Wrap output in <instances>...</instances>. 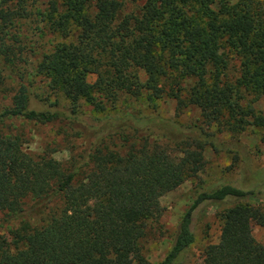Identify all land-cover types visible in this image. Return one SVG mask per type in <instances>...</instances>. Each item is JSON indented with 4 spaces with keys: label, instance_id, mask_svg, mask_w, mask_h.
Here are the masks:
<instances>
[{
    "label": "trees",
    "instance_id": "16d2710c",
    "mask_svg": "<svg viewBox=\"0 0 264 264\" xmlns=\"http://www.w3.org/2000/svg\"><path fill=\"white\" fill-rule=\"evenodd\" d=\"M125 1L129 10L121 0H46L42 10L37 0H0V93H11L8 103L0 99V227L46 212L48 233L35 243L8 226L0 264H149L140 241L161 214L160 197L203 170L206 148H225L219 135L250 124L264 129L250 100L264 95V0ZM29 4L49 31L67 38L38 63L52 75L49 90L66 100L63 110L59 100L55 111L29 108L30 84L9 42ZM121 96L148 105L170 98L179 121L80 111L81 99L97 107ZM194 109L198 117L183 123ZM15 117L77 126L80 134L71 135L82 149L73 147L66 161L48 150L33 156L22 134L5 127ZM261 193L264 184L232 181L198 192L159 264H179L195 240L197 215L230 199L237 201L218 214L219 240L199 264H264V244L252 234V224L264 226V205L251 202Z\"/></svg>",
    "mask_w": 264,
    "mask_h": 264
},
{
    "label": "rangeland",
    "instance_id": "374dc122",
    "mask_svg": "<svg viewBox=\"0 0 264 264\" xmlns=\"http://www.w3.org/2000/svg\"><path fill=\"white\" fill-rule=\"evenodd\" d=\"M31 1L29 0V2ZM121 1L128 10L131 8V5L125 0ZM44 2L46 0H37V7L41 10L44 9ZM27 13L28 17L20 23L15 35L17 40L13 41L11 39L9 42L14 43L20 53V71L25 74L26 80L30 84L29 108L38 111H55L57 108L56 101L59 100L61 105L59 108L63 110L67 104L66 100L49 90L52 75L50 72H39L38 63L44 53L50 52L56 43L66 41L67 38L57 32L49 31L46 28V22L42 20L38 10L33 5L29 4ZM10 33L14 34L13 29ZM140 78L142 81L145 80L143 72H140ZM94 79L95 75L88 76L89 82H93ZM10 95V92L6 93L5 96L0 93L1 102L8 103ZM3 97L5 99H2ZM250 100L255 112L264 116V95L256 99L251 97ZM79 107L84 115L94 119L105 117L118 119L127 113L153 115L158 120L176 119L175 102L170 98L156 100L148 105L142 98L126 99L121 96L114 104L105 102L104 104H98L97 107L85 99H81ZM198 115L197 110H189L180 117V120L183 123H188L194 121ZM250 119L253 120V118ZM5 124V127L11 129L13 133L22 134L23 147L33 156H38L48 150L53 151L52 156L54 158L66 161L73 147H75V150H80L83 146L81 138L71 135L80 134L77 126L72 128L64 120L54 119L39 123L15 117L7 119ZM263 136L264 129L253 124H250L239 134L224 133L219 135V140L226 144L225 148L219 152L206 148L203 170L197 176L186 179L176 189L160 197L161 214L157 220L149 224L146 235L140 241L141 252L149 264H159L164 257L173 240L180 217L193 202L198 192L210 191L227 181L238 183L246 188L251 187L254 183L257 185L264 184ZM233 142L239 144L234 147ZM229 147L230 149H228ZM259 198L251 199V202L264 205V193H261ZM236 201L230 199L226 202L208 206L207 209L197 215L195 240L187 249L179 264H199L201 262L206 247L219 240V212L233 205ZM46 215V212H43L39 215H29L24 219L17 218L5 223L0 227V238H6L10 241L12 235L8 226L11 228L18 227L27 238L35 243H40L48 238ZM252 234L259 243L264 244V226L252 224ZM130 264L136 263L132 261Z\"/></svg>",
    "mask_w": 264,
    "mask_h": 264
}]
</instances>
